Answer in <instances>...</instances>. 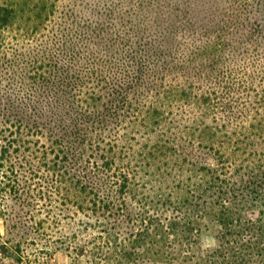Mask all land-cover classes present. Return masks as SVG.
Segmentation results:
<instances>
[{"label":"trees","instance_id":"1","mask_svg":"<svg viewBox=\"0 0 264 264\" xmlns=\"http://www.w3.org/2000/svg\"><path fill=\"white\" fill-rule=\"evenodd\" d=\"M3 1L17 83L0 103V209L6 195L28 199L20 169L47 173L59 205L89 194L78 207L97 214L106 248L96 263L189 264L198 233L212 228L215 246L193 264H264V2L201 0L183 11L173 0H86L81 9L74 0ZM174 102L198 108V146L229 153L218 174L202 167L199 224L182 210L167 216L161 188V209L132 214L129 174L95 165L130 131L163 126ZM40 142L41 163L21 157Z\"/></svg>","mask_w":264,"mask_h":264},{"label":"rangeland","instance_id":"2","mask_svg":"<svg viewBox=\"0 0 264 264\" xmlns=\"http://www.w3.org/2000/svg\"><path fill=\"white\" fill-rule=\"evenodd\" d=\"M74 1L76 6L79 5L77 7L79 9L86 6V0ZM173 1L181 10L187 11L190 6H198L201 0ZM209 1L220 5L232 1L264 2V0ZM3 2L0 0V3ZM177 12H180L179 9ZM11 36L7 28L0 27L2 104L8 101L7 88L17 83L16 76L12 82L6 62L7 46ZM179 103L174 102L170 105L163 126L160 128L154 126L150 132L130 131L123 137L119 146L107 153L98 154L99 158L95 165L101 169H108L109 174L118 177L123 172L129 174L131 191L127 195V201L130 210L133 211L132 214L135 213L134 210L161 209L160 204L155 202L156 192L161 188L164 198L168 199L165 209L169 210L167 216H171L174 210H182V217L186 215L190 219L198 217L199 224L197 188L200 172L209 165L214 173L218 174L227 163L223 164V160L228 159L229 153L225 151L221 157L223 149L216 142L206 148L198 146L200 130L203 128L202 124L198 123V108L192 106V109L191 106ZM217 138L225 139L220 133ZM160 139L168 140L167 148L156 146L155 142ZM30 151L32 155L27 156L28 151L26 154L22 151L21 157L24 156L28 162L41 163V142L32 144L29 147ZM78 164L79 162L75 161L72 166L75 168ZM80 172L84 174L83 171ZM19 178L20 186L28 190V199L15 202L9 195L4 198L0 209V264H101L96 263L99 261V255L94 256L99 247L104 250L106 248L101 246L103 240L98 238L100 227L96 219L97 214L78 207L79 202L84 204L88 202L89 194L75 192L72 197L75 203L62 206L55 197L56 183L50 174L42 173V178L32 177L25 169H20ZM119 179L122 180L123 177ZM39 190L44 194L42 199H39ZM183 198L188 201L183 203ZM214 233L212 228L202 229L198 233L192 247L194 252L189 254L191 257L195 256L189 264H193L198 258L200 250L215 246ZM110 262L119 264L118 259Z\"/></svg>","mask_w":264,"mask_h":264}]
</instances>
